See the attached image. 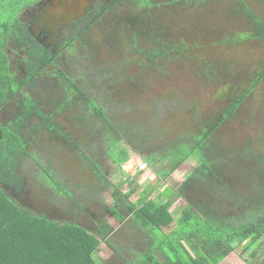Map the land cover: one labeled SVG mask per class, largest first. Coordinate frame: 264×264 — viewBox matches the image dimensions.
Masks as SVG:
<instances>
[{
	"label": "rangeland",
	"instance_id": "374dc122",
	"mask_svg": "<svg viewBox=\"0 0 264 264\" xmlns=\"http://www.w3.org/2000/svg\"><path fill=\"white\" fill-rule=\"evenodd\" d=\"M155 2L157 8L141 9L132 3V0H124V5H117V16L113 11L90 29L88 37L75 49L77 52L74 53L73 61L69 57L61 60L66 69L76 73V63L82 53L80 51L86 50L85 46L96 43L95 50L91 46L96 57L91 54L87 59L90 65L88 73L84 71L83 75L76 74V81L85 93L92 94L105 108L114 125L121 129L120 136L117 133L109 136L101 131L99 120L91 116L82 95L73 96L70 106L60 111L59 105L67 95L62 83L53 82L47 92L42 90L43 86L36 90V97L41 96L48 102L51 97L60 102H46L45 109L48 112L59 109L55 113V120L75 137L87 156L104 168L107 183H101L87 157L72 145L48 138L46 133L43 136L40 134L42 141L40 137V144L35 143L28 148L29 156L25 157L22 165V174L29 192L26 198H19L23 206L36 213L46 214L53 220H78L94 230L97 228L96 220L100 222L107 219L109 223L116 224L115 217L108 211L110 207L115 206V201L121 204V212L114 210L115 213H120L119 218H124L123 213L125 217L129 215L123 197L122 200L113 196L115 189L126 193L128 202H136L138 205L146 199L166 201L173 192V189L166 187L171 185L176 188L181 185L198 165V160L194 156L190 157L168 174L166 167H169V164L165 166L167 163L161 164L154 157L163 156L168 148L175 146L176 141H190L199 134L202 130L199 129V119L204 121V118L214 117L236 92H243L250 86L257 69L264 65V40L251 37L252 23L242 15H237L239 13L235 11L238 0H203V3L178 1L179 3L174 2L171 5H165L163 0ZM246 2L264 18L263 3L257 0ZM136 17L141 27L149 30L153 29L151 26H156L157 21L159 28L166 34L164 39L158 34L144 35L133 48L131 26L135 24ZM116 29L117 39L112 36L115 32H110ZM155 36H160V41L166 40L172 49L178 47V50L172 51L170 58L162 57L149 61V55L144 52L155 47ZM112 38L117 40V47L110 46L109 40ZM14 58L15 55L12 54V59ZM10 108L0 110L1 122L6 123L11 118L14 105L13 109ZM78 116V120L75 119ZM83 120H87V123ZM32 123L35 124V121ZM123 132L133 135L132 140L141 151L134 152L126 143L133 159L130 161V157L127 162L116 165L111 156L117 157L114 146H122L117 140ZM201 137L202 135H197L196 140ZM213 145H220L222 148L221 152H215L217 158H223L218 162V169L223 171L224 175L227 171L232 180L229 182L234 188H242L245 185L248 189L252 173L246 169L250 167V163H255L254 153H264V78L238 108L235 116L215 132ZM247 148H252L255 152L242 161L238 155L245 156ZM196 151L198 153V150ZM232 151L236 155L231 158ZM34 156H37L39 163L47 166L59 181L68 186L87 213L80 208H77L75 213L70 209L71 206L68 207L73 205L71 201L63 197L59 199L44 178H40L41 168ZM258 166L254 165L253 169ZM108 182L111 183L110 187L107 186ZM189 194L193 201L211 209V203L216 204V199L224 196L217 183L206 186L198 184ZM228 201L219 202L215 209L221 214L226 211L224 216L228 219L232 214L236 217L233 219L235 222L243 215L237 213L239 205L236 202L233 204ZM185 203L184 198H178L170 209L180 210ZM133 226L134 221H129L117 234L126 245L131 238L127 235ZM149 233L147 231L149 242L148 246L143 248L144 251L148 249L150 240L153 241ZM154 237L153 246H156L162 240L163 233L156 231ZM103 241L105 240H102V243ZM119 244V249L128 256L127 260L131 264H142L139 263L142 253L133 255L132 250L125 244ZM104 248L105 246L94 253L97 264H102L101 261L108 259ZM242 248L240 246L232 251L222 264H251L249 257L253 247L241 253ZM263 256L262 252L259 253L258 259Z\"/></svg>",
	"mask_w": 264,
	"mask_h": 264
},
{
	"label": "trees",
	"instance_id": "16d2710c",
	"mask_svg": "<svg viewBox=\"0 0 264 264\" xmlns=\"http://www.w3.org/2000/svg\"><path fill=\"white\" fill-rule=\"evenodd\" d=\"M32 1L0 0V110L9 109L10 106V109H13L14 105V111H12L9 121L6 123L0 121V264H97L94 253L102 240H107L113 231V227L108 221L103 219L99 222L96 220L97 228L92 230L78 220H53L46 214L36 213L19 202V198H26V195L29 194L22 174L23 162L25 157L29 156L28 148L35 143L40 144L38 139L44 133L48 134V138L58 139L66 145H72L80 154L87 157L101 183H107L104 168L87 156L75 137L55 120V113L59 109L54 112H48L45 109L46 102L49 104L50 102L60 104V102L51 97L48 102L41 96H35L40 83L44 78L46 79L47 72H53L50 67L53 58L47 49L37 44L20 19L21 12ZM163 1L165 5H171L178 1H187L188 3L200 1L203 3V0ZM132 3L141 9L157 8L155 0H132ZM235 11L239 13L237 15H242L252 23L251 37L264 40V20L242 0H238ZM134 21L135 24L131 26L133 27L131 30V37L134 41L133 48H135L138 39L144 35L158 34L161 38L163 36V39L166 36L164 31L159 28L160 24L157 21L155 27L151 26L153 28L151 30L141 27L138 17ZM160 36H155L156 38L153 39L155 47L144 52L149 55V61H155L162 57L170 58L172 51L178 50V47L172 49L168 41H160ZM72 43L73 41L70 42V44ZM12 54L15 55L14 62ZM20 66L24 68L23 73ZM55 73L58 74V81L62 82L67 93L72 92V95L84 97L87 110L91 116L99 120L103 133L109 136L117 133L120 136L121 129L114 125L106 114L105 108L92 94L85 93L75 78L69 76L64 69L60 68ZM23 74L25 77L22 76ZM263 78L264 65L257 69L255 79L250 86L243 92H236L228 104L214 117L204 118V121L199 119L201 121L199 129H202L199 134L192 137L190 141H176L175 146L168 148L163 156L154 157L161 164L167 163L165 166L169 164V167H166L168 174L190 157L194 156L198 160V165L188 174L187 179L181 185L176 188L171 185L167 187V189H173L170 198L164 202L146 199L138 205L136 202H128L126 193L114 190L113 196L116 199L117 196L121 199L123 197L129 215L137 222L136 225L141 230L146 229L148 233L150 232L149 235L153 238V241L150 240L148 249L141 254L142 258H139V263L221 264L228 254L241 246V248L243 247L241 253L253 247L249 257L251 264H264V256L258 259L259 253L264 254V153H254L256 161L250 163V167L246 169L252 173L251 185L248 189L245 185L242 188L240 185L239 188H234L229 182L232 180L227 171L224 175L223 171L218 169V164H220L218 162H221L223 158L220 156L217 158L215 152H221L222 148L220 145H213L215 132L235 116L238 108ZM71 99L70 95L64 98L59 105L60 111L70 106ZM33 121L35 124L32 123ZM86 122L85 120L84 123ZM40 134L42 135L40 136ZM122 134L117 140L122 144L121 148L114 146L117 157L110 155L112 161L119 165L127 162L131 157L128 145L136 153L141 151L138 145L134 144L133 135L129 132ZM197 135H202V137L196 140ZM122 138L125 141L123 143ZM251 149L247 148L245 156L238 155V157L243 161L252 152H255ZM196 150L200 154L196 153ZM235 155L232 151L231 158ZM34 160L41 168L39 170L40 178H44V181L51 186L59 199L63 197V199L67 198L71 201L73 205H68V207L71 206L70 209L75 213L77 208L87 213L81 203L74 198L68 186L59 181L56 175L47 169V166L40 164L37 156H34ZM239 165L240 163L237 166ZM254 165L259 166L257 169H253ZM241 168L243 171V167ZM210 183H217V187L224 194L221 198L219 197V200L216 199V204L232 199L228 202L233 204L236 202L239 205L237 213H241L242 217H238L233 222L236 217L229 213V215L231 214L230 219L225 218L226 211L222 214L219 211L216 212V204L211 203L213 207L211 209L207 205L192 200L189 192L192 193L198 184L206 186ZM110 184L108 182L107 186L110 187ZM181 197L185 199L186 203L180 210L172 211L171 206ZM114 204L115 206L110 207L108 211L123 222L125 214L122 215L124 218H119L118 214L120 213L114 212V210L121 212L119 210L121 204L119 201H115ZM156 231L163 233V238L156 246H153ZM117 252L129 264L130 261L124 257L123 253L118 249Z\"/></svg>",
	"mask_w": 264,
	"mask_h": 264
},
{
	"label": "flooded vegetation",
	"instance_id": "af4514ba",
	"mask_svg": "<svg viewBox=\"0 0 264 264\" xmlns=\"http://www.w3.org/2000/svg\"><path fill=\"white\" fill-rule=\"evenodd\" d=\"M117 5H124V0H33L21 12L20 19L27 30L37 44L47 49L53 58V62L50 64L53 72H47L46 79L44 78L42 83H40L39 87L43 86L42 90L47 92L53 86V82H59L58 74L55 72H58L60 68L64 69L69 76L74 77L75 80L76 74L83 75L84 71L88 73L90 65L87 63V59H89L91 54L95 56L96 53L91 49V46L95 50L96 43H91V46H85L86 50L82 49L80 51L82 53H80L81 55H79V60L76 63V73L66 69L62 61L66 57H69L72 61L74 60V53L77 52L75 49L83 42L84 38L88 37L87 33L90 32V29L103 19H106V15L113 11H115V16H117ZM115 28H117V21ZM110 32H115L112 36L117 39V29L114 31L110 30ZM72 41L73 43L70 44ZM109 44L117 47V40L115 41L112 38L109 40ZM20 68L23 73V66H20ZM22 76L25 77V74ZM47 80L48 83H46ZM64 93H67L65 88ZM69 95L72 97L77 96L72 95V92L67 93L65 96ZM75 119L78 120V118Z\"/></svg>",
	"mask_w": 264,
	"mask_h": 264
},
{
	"label": "crops",
	"instance_id": "0c3cea01",
	"mask_svg": "<svg viewBox=\"0 0 264 264\" xmlns=\"http://www.w3.org/2000/svg\"><path fill=\"white\" fill-rule=\"evenodd\" d=\"M244 2H246V0H242ZM257 1H260L261 3L264 4V0H257ZM247 3V2H246ZM249 5V4H248ZM250 6V5H249ZM251 7V6H250ZM251 9L258 15L260 16L259 12H257L253 7H251ZM263 20L264 18L262 16H260ZM135 158V157H134ZM133 159V157L131 156L130 158V161ZM115 164L117 165V163L115 162ZM167 188V187H166ZM115 218H114V221L116 222V224H111L112 227H113V231L111 232V234L108 236L107 240L103 241V243H100L99 245V248H103L105 246V248L103 250H106V254L105 256L108 257V259H104L103 261H101L102 264H105L108 263V262H114L115 264H127L125 259L123 258V256H121L118 252H117V249L119 252H122L119 247H118V244L119 243H122V244H119V245H124L125 243H123V241H121L117 236V234H119V232L124 228L125 224L128 223L129 221H134V226L133 228H130V232L128 233V237H131L130 238V241H128L127 243H129L128 245H130V247L128 245H126L129 249L132 250L133 252V255H137L138 252L139 254L143 253L145 247L148 246V242H149V238L147 239V231L146 229H142L139 228L136 224L137 222L132 218L131 215H127L125 217V220L123 222H121L116 215H113ZM129 220V221H128ZM106 221H108L106 219ZM117 222H118V225H117ZM134 233H136L134 235ZM146 235V236H145ZM118 238V239H117ZM114 239V241L112 240ZM127 239V238H126ZM119 242V243H118ZM134 242V243H133ZM124 245V246H125ZM144 248V249H143ZM143 249V250H141ZM232 253V252H231ZM230 253V254H231ZM124 255V254H123ZM132 255V254H131ZM229 255V254H228ZM125 258H127L128 256L124 255ZM141 257V255L139 256V258ZM227 257V256H226ZM128 259V258H127ZM225 259V258H224ZM223 259V260H224ZM107 260V261H105ZM223 260L221 261V264L223 262Z\"/></svg>",
	"mask_w": 264,
	"mask_h": 264
}]
</instances>
